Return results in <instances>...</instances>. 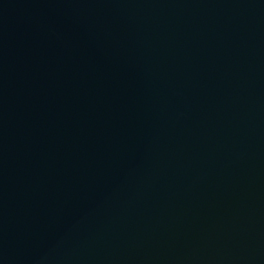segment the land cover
Returning <instances> with one entry per match:
<instances>
[{"label": "water", "instance_id": "obj_1", "mask_svg": "<svg viewBox=\"0 0 264 264\" xmlns=\"http://www.w3.org/2000/svg\"><path fill=\"white\" fill-rule=\"evenodd\" d=\"M0 264H264V0H0Z\"/></svg>", "mask_w": 264, "mask_h": 264}]
</instances>
